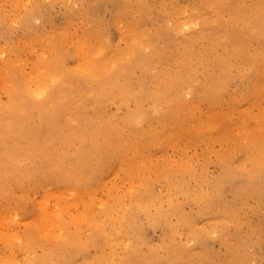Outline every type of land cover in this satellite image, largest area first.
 <instances>
[{
	"label": "rangeland",
	"instance_id": "rangeland-1",
	"mask_svg": "<svg viewBox=\"0 0 264 264\" xmlns=\"http://www.w3.org/2000/svg\"><path fill=\"white\" fill-rule=\"evenodd\" d=\"M0 115V264H264V0H0Z\"/></svg>",
	"mask_w": 264,
	"mask_h": 264
},
{
	"label": "bare ground",
	"instance_id": "bare-ground-1",
	"mask_svg": "<svg viewBox=\"0 0 264 264\" xmlns=\"http://www.w3.org/2000/svg\"><path fill=\"white\" fill-rule=\"evenodd\" d=\"M135 47H136V46H135ZM180 67H181V66H180ZM162 70H163V69H162ZM180 71H181V70H180ZM141 72H142V71H141ZM53 73H54V72H53ZM39 75H40V74H39ZM161 76H162V75H161ZM180 76H181V75H180ZM188 76H189V75H188ZM188 76H187V77H188ZM190 76L192 77V75H190ZM190 76H189V77H190ZM72 77H73V76H72ZM174 77H175V76H174ZM34 78H35V77H34ZM171 78H172V76H171ZM40 79H41V78H40ZM53 79H54V78H53ZM63 79H64V78H63ZM41 80H42V79H41ZM176 80H177V78H176ZM188 80H189V79H188ZM38 81H39V80H38ZM38 81L36 82V80H35V81L31 82V83H35V82H36V83L34 84V87H31V85L27 84V85H25V86H26L25 88L27 89V91L29 92V94H30L32 97L35 96V95H36V96L38 95V96H41V97H42V98H40L41 100H44V95H46V94H45V92H46V88H44L43 85H41V84L39 83L40 81H39V82H38ZM65 81H66V80H65ZM126 81H127V80H126ZM172 81H173V80H172ZM177 81H178V80H177ZM182 81H183V79H182ZM58 82H59V81H58ZM58 82H57V83H58ZM168 82H169V81H168ZM145 83H146V82H145ZM58 85H59V84H58ZM111 85H112V84H111ZM172 85H173V84H172ZM65 86H66V85H65ZM167 86H168V85H167ZM170 86H171V85H170ZM66 87H67V86H66ZM68 87H69V86H68ZM168 87H169V86H168ZM208 87H209V86H208ZM30 88H31V89H30ZM64 88H65V87H64ZM185 90H186V89H185ZM154 91H155V90H154ZM154 91H152V92L146 91L147 93L145 94V96L148 97L149 99H151L152 101H154V102L156 103V101H157L156 98L158 97V91H155V92H154ZM123 93H124V91H123ZM123 95H124V94H123ZM95 96H96V95H95ZM97 97H98V96H97ZM135 97H136V96H135ZM146 97H145V98H146ZM140 99H142V98H140ZM159 99H160V97H159ZM147 101H148V100H147ZM40 103H42V102H40ZM96 103H97V102H96ZM15 105H16V104H15ZM17 105H18V104H17ZM38 105H39V103H38ZM42 105H43V104H41V106H42ZM19 106H20V105H19ZM41 106H40V107H41ZM41 108H43V107H41ZM46 108H48V107H46ZM157 108H158V107H157ZM19 109H20V108H19ZM7 110H8V109H7ZM9 110H10V109H9ZM44 110H45V109H44ZM46 110H47V109H46ZM129 110H131V109H129ZM244 110H245V109H244ZM12 111H13V110H12ZM42 112H43V111H42ZM9 113H10V112H9ZM133 113H134V111H129L128 114H129V115H132ZM4 114H5V113H4ZM53 114H54V113H53ZM16 115H17V114H16ZM44 115H45V114H44ZM0 116H1V115H0ZM10 116H11V115H10ZM41 116H43V115H41ZM45 116H46V115H45ZM51 117H52V116H51ZM131 117H132V116H131ZM98 118H99V117H98ZM98 118H97V120H98ZM129 118H130V117L128 116V119H129ZM132 118H133V117H132ZM132 118H131V119H132ZM13 119H14V116H13ZM44 119H46V118H44ZM99 119H100V118H99ZM128 119H127V120H128ZM25 120H26V119H25ZM46 120L48 121V119H46ZM49 120H50V119H49ZM129 120H130V119H129ZM95 121H96V120H95ZM125 121H126V120H125ZM139 121H140V120H139ZM91 122H92V120H91ZM99 122H100V121H99ZM11 123H12V122H11ZM96 123H97V122H96ZM18 124H19V123H18ZM1 125H2V123H1ZM1 125H0V128H2ZM27 125H28V124H27ZM93 125L95 126L94 123H93ZM5 126H6V125H5ZM10 126H11V125H10ZM13 126H14V125H13ZM13 126H11V127H13ZM16 126H17V125H16ZM99 126H100V125H99ZM110 126H113V125H110ZM185 126H186V125H185ZM95 127H96V126H95ZM113 127H114V126H113ZM130 127H131V126H130ZM13 128H14V127H13ZM15 128H16V127H15ZM15 128H14V129H15ZM82 128H83V127H82ZM100 128L103 129L101 126H100ZM109 128H111V127H109ZM109 128H107V130H108ZM114 128H115V127H114ZM150 128H151V127H150ZM8 129H9V128H8ZM97 129H98V127H97ZM1 130H2V129H1ZM24 130H25V129H24ZM105 130H106V128H105ZM129 130H130V129H129ZM2 131H3V130H2ZM18 131H19V130H18ZM93 131H95V128H94V127H93ZM93 131H92V133H93ZM102 131H103V130H102ZM102 131H100V129H98V133H96V134H99V132L102 133ZM110 131H111V129H110ZM110 131H109V132H110ZM117 131H118V130L116 129L115 132H117ZM95 132H97V131H95ZM95 132H94V133H95ZM5 133H6V132H5ZM22 133H23V132H22ZM36 133H37V132H36ZM104 133H105V131H104ZM104 133H103V134H104ZM110 133H111V132H110ZM37 134H38V133H37ZM103 134H101V136H102ZM112 134H114V133H112ZM195 134H196V133H195ZM3 135H4V134H3ZM5 135H7V134H5ZM14 135H15V134H14ZM23 135H24V134H23ZM81 135H82V133H81ZM11 136H12V135H11ZM35 136H36V135H35ZM35 136H34V138H35ZM50 136H51V135H50ZM97 136L101 138L100 135H96V137H97ZM12 137H13V136H12ZM14 137H15V136H14ZM25 137H26V135H25ZM94 137H95V135L92 134V136H91V138H90L89 140L92 141ZM98 137H97V138H98ZM104 137H105V135H104ZM104 137H103V139H104ZM18 138H19V137H18ZM31 139H32V138H31ZM94 139H95V138H94ZM98 139H99V138H98ZM28 140H29V138H28ZM36 140H37V139L35 138L34 141H36ZM95 140H96V139H95ZM19 141H20V140H19ZM22 141H23V140H22ZM38 141H39V140H38ZM38 141H37V144H38ZM43 141H44V140H43ZM43 141H42V142H43ZM96 141H97V140H96ZM11 142L13 143V141L10 140V141H9V145L11 144ZM16 142H17V141H16ZM30 142H31V141H30ZM94 142H95V141H94ZM120 142H121V141H120ZM25 143H27V142H25ZM39 143L41 144V141H40ZM84 143H85V142H84ZM89 143L91 144V142H89ZM6 144H7V143H6ZM31 144H32V143H31ZM42 144H43V143H42ZM82 144H83V143H82ZM98 144H99V143H98ZM98 144H97V143L94 144V147H97ZM9 145H8V146H9ZM13 145H14V144H13ZM34 145H35V143H34ZM104 145H105V144H104ZM2 146H5V144L2 145ZM25 146H27V145H25ZM28 146H29V143H28ZM49 146H50V145H49ZM102 146H103V145H102ZM9 147H10V146H9ZM19 147H20V149H21V146H19ZM19 147H17V148L19 149ZM22 147H24V145H23ZM36 147H38V145H36ZM43 147H44V146H43ZM79 147H80V146H79ZM89 147H92V145H89ZM0 148H1V146H0ZM11 148H12V147H11ZM28 148H32V147H28ZM20 149H19V150H20ZM37 149H38V148H37ZM44 149H45V148H44ZM44 149H43V150H44ZM2 150H3V148H2ZM19 150H18V152H19ZM26 150H29V149H27V147H26V148L24 149V151H26ZM32 150H33V148H32ZM35 150H36V149H35ZM38 150H39V149H38ZM38 150H37V151H38ZM41 150H42V147H41ZM43 150H42V151H43ZM118 150H119V149H118ZM3 151H4V150H3ZM3 151H0V152H3ZM12 151L14 152L15 149L13 148V149L11 150V152H12ZM16 151H17V150H16ZM16 151H15V152H16ZM37 151H36V153H37ZM122 151H123V150H122ZM39 152H40V151H39ZM82 152H83V151H82ZM7 153H9V152H7ZM25 153H26V152H25ZM25 153H24V154L21 153L19 156L22 157L23 155H25ZM30 153H31V152H30ZM36 153H35V154H36ZM1 154H2V153H1ZM27 154H28V152H27ZM252 154H253V153H252ZM29 155H30V154H29ZM32 155H33V153H32ZM39 155H40V154H39ZM1 156H2V155H1ZM11 156H12V155H11ZM16 156H17V155H16ZM37 156H38V155H37ZM40 156H41V155H40ZM44 156H45V155H44ZM85 156H86V155H85ZM5 157H6V156H5ZM8 157H10V156H8ZM12 157H13V156H12ZM17 157H18V156H17ZM21 157H19V158L21 159ZM23 157H24V156H23ZM33 157H34V156H33ZM170 157H171V156H170ZM2 158H3V157H2ZM2 158H1V159H2ZM15 158H16V157H15ZM19 158H18V159H19ZM24 158H25V157H24ZM26 158H28V157H26ZM26 158H25L24 160H26ZM35 158H37V157L35 156ZM9 159H10V158H9ZM9 159H7V161H8ZM31 159H33V158L31 157ZM31 159H30V160H31ZM37 159H38V158H37ZM48 159H49V158H48ZM48 159H47V160H48ZM56 159H58V158H56ZM15 160H17V159H15ZM83 160H84V159H83ZM12 161L14 162L13 159H12ZM19 161H20V160H19ZM32 161H33V160H32ZM50 161H52V160H50ZM2 162L4 163V160H2ZM2 162H1V163H2ZM10 162H11V161H10ZM13 162H12V163H13ZM70 162H71V160H70ZM70 162H69V163H70ZM32 163H33V162H32ZM32 163H31V164H32ZM48 163H49V162H48ZM5 164H6V163H4V164L2 165V167L5 166ZM16 164H17V163H16ZM16 164H15V165H16ZM25 164H27V162H26ZM25 164H24V165H25ZM31 164H30V165H31ZM18 165H19V164H18ZM42 165H43V164H42ZM67 165H68V164H67ZM0 166H1V165H0ZM8 166H9V164H8ZM28 166H29V164H28ZM15 167H16V166H15ZM21 167H22V166H21ZM21 167H20V168H21ZM260 167H261V166H260ZM8 168H9V167H8ZM17 168H18V167H17ZM24 168H25V167H24ZM26 168H27V167H26ZM203 168H204V167H203ZM11 169H13V166H12ZM43 169H44V168H43ZM103 169H104V168H103ZM2 170H3V169H2ZM15 170H16V169H15ZM52 170H53V169H52ZM60 170H61V169H60ZM3 171H4V170H3ZM17 171H19V168L17 169ZM23 171L26 172L25 170H23ZM87 171H88V170H87ZM19 172H20V171H19ZM41 172H42V171H41ZM38 173H39V172H38ZM17 174H19V173H17ZM24 174H25V173H24ZM56 174H57V173H56ZM59 174H61V173H59ZM64 174H65V173H64ZM6 175H7V174H6ZM10 175H11V174H10ZM10 175H9V176H10ZM33 175H34V174H33ZM70 175H71V174H70ZM20 176L22 177V175H20ZM29 176H30V175H29ZM50 176H51V175H50ZM71 176H72V175H71ZM16 177H17V176H16ZM128 177H129V176H128ZM8 179H9V178H8ZM40 179H41V178H40ZM27 180H28V179H27ZM35 181H36V180H35ZM26 182H27V181H26ZM39 182H40V181H39ZM48 182H49V181H48ZM86 182H87V181H86ZM57 184H58V183H57ZM59 184H61V183H59ZM62 184H63V182H62ZM68 184H69V183H68ZM11 192H12V191H11ZM179 192H180V191H179ZM10 194H12V193H10ZM127 200H128V199H127ZM138 204H139V203H138ZM141 205H142V204H141ZM49 206H50V205H49ZM65 206H66V205H65ZM157 207H158V206H157ZM97 208H98V207H97ZM50 211H51V210H50ZM2 216H3V215H2ZM180 218H181V217H180ZM91 220H92V219H91ZM171 221H172V220H171ZM113 223H114V222H113ZM120 224H122V223H120ZM128 224H129V223H128ZM109 226H110V225H109ZM123 229H124V228H123ZM12 230H13V229H12ZM7 234H8V233H7ZM98 235H99V234H98ZM107 237H108V236H107ZM32 241H33V240H32ZM109 241H110V240H109ZM73 242H74V241H73ZM125 247H127V246H125ZM58 248H59V247H58ZM44 249H45V248H44ZM86 250H87V249H86ZM118 250H119V249H118ZM42 252H43V251H42ZM45 252H46V251H45ZM131 252H132V251H131ZM35 253H36V252H35ZM1 255H2V254H1ZM46 255H47V254H46ZM33 257H34V256H33ZM44 257H45V256H44ZM46 257H47V256H46ZM46 257H45V258H46ZM33 262H34V261H33ZM37 263H38V262H37ZM91 264H92V263H91ZM98 264H99V262H98Z\"/></svg>",
	"mask_w": 264,
	"mask_h": 264
}]
</instances>
